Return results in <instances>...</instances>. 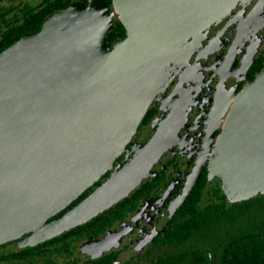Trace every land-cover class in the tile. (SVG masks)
Here are the masks:
<instances>
[{
	"label": "water",
	"instance_id": "95a60500",
	"mask_svg": "<svg viewBox=\"0 0 264 264\" xmlns=\"http://www.w3.org/2000/svg\"><path fill=\"white\" fill-rule=\"evenodd\" d=\"M246 1L113 0L127 37L112 47L106 0L75 2L1 53L0 246L31 232L29 244L41 243L128 197L167 149L166 138L154 136L123 167L117 160L174 69L187 64L190 39L199 42ZM226 115L211 171L231 203L264 196V71L230 107L219 98L212 123Z\"/></svg>",
	"mask_w": 264,
	"mask_h": 264
},
{
	"label": "flooded vegetation",
	"instance_id": "af4514ba",
	"mask_svg": "<svg viewBox=\"0 0 264 264\" xmlns=\"http://www.w3.org/2000/svg\"><path fill=\"white\" fill-rule=\"evenodd\" d=\"M75 2L88 6L90 0H0V54L25 36L41 32L50 17ZM106 2L114 15L109 37L121 22L113 0ZM122 26L125 35L108 42L110 47L127 37ZM190 42L187 64L174 69L169 86L154 101L116 163L119 168L128 164L140 147L161 134L168 147L148 176L128 197L87 223L35 245L29 244L33 232L1 245L0 264H155L160 257L200 245L195 237L182 244L175 236L187 228L188 204H195L200 192L199 209L219 202L222 180L211 167L219 155L227 115L214 124L212 113L219 98L230 107L235 95L264 71V0L239 2L199 42L193 38ZM114 170L49 222L78 206ZM12 247L13 251H6ZM22 251L30 257L5 258Z\"/></svg>",
	"mask_w": 264,
	"mask_h": 264
},
{
	"label": "trees",
	"instance_id": "16d2710c",
	"mask_svg": "<svg viewBox=\"0 0 264 264\" xmlns=\"http://www.w3.org/2000/svg\"><path fill=\"white\" fill-rule=\"evenodd\" d=\"M120 35L125 34L122 24L118 23L108 42ZM222 191L218 194L219 202L204 209L196 207L201 192L195 204H188L187 228L183 227L175 237L182 244L195 237L200 245L160 257L155 264H264V196L230 202L227 206L228 198ZM203 236L206 238L202 239ZM28 257V251H22L5 258Z\"/></svg>",
	"mask_w": 264,
	"mask_h": 264
},
{
	"label": "rangeland",
	"instance_id": "374dc122",
	"mask_svg": "<svg viewBox=\"0 0 264 264\" xmlns=\"http://www.w3.org/2000/svg\"><path fill=\"white\" fill-rule=\"evenodd\" d=\"M10 249V250H9ZM15 248L14 247H12V248H7L6 249V251L8 250V251H13Z\"/></svg>",
	"mask_w": 264,
	"mask_h": 264
}]
</instances>
